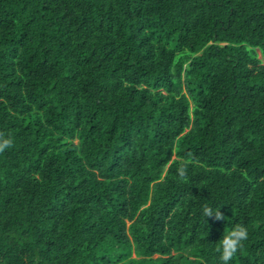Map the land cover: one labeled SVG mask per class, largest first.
Listing matches in <instances>:
<instances>
[{
	"label": "trees",
	"instance_id": "16d2710c",
	"mask_svg": "<svg viewBox=\"0 0 264 264\" xmlns=\"http://www.w3.org/2000/svg\"><path fill=\"white\" fill-rule=\"evenodd\" d=\"M0 133V264H264V0H0Z\"/></svg>",
	"mask_w": 264,
	"mask_h": 264
},
{
	"label": "clouds",
	"instance_id": "9594fccd",
	"mask_svg": "<svg viewBox=\"0 0 264 264\" xmlns=\"http://www.w3.org/2000/svg\"><path fill=\"white\" fill-rule=\"evenodd\" d=\"M14 143L13 136L0 133V153H4L11 149ZM177 171L181 181L187 182L189 180L187 165L181 164ZM219 208L205 206L202 210V214L205 218L214 217V219L218 221L224 220L225 217ZM248 238L249 231L244 225L238 224L229 228L226 232H223L222 237L215 247V252L218 254L222 264H232L238 253L243 249Z\"/></svg>",
	"mask_w": 264,
	"mask_h": 264
}]
</instances>
